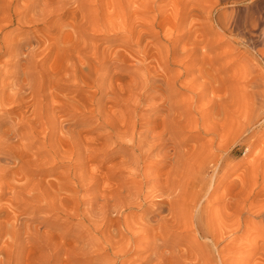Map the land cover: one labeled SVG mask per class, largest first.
<instances>
[{
	"label": "rangeland",
	"instance_id": "1",
	"mask_svg": "<svg viewBox=\"0 0 264 264\" xmlns=\"http://www.w3.org/2000/svg\"><path fill=\"white\" fill-rule=\"evenodd\" d=\"M248 6H251L252 14L259 15L258 12L264 11V0L254 3L253 0H0V47L9 50L7 54L0 52V77L6 79L3 83L0 81V98L5 84H15L13 76H7L8 71H13L12 65L18 62V71L22 74L26 55L35 51L44 73L48 66L54 67L52 87L54 128L57 129L55 132L47 129L44 134L43 128L47 125L38 126L39 122H46L44 116L51 103L46 98L50 84L42 77V81H38L43 88L35 100L25 86L23 96L32 106L21 111H11L12 116L25 112L30 119H34L39 133L36 137L29 132L15 135L10 141L13 152L4 163L14 168L23 165L27 157H21L19 153L23 144L30 140H38L31 149L32 153L50 148L65 154L77 152L80 148L82 157L89 160L81 182L72 178L69 184H64L62 178L71 170H68V166L62 167L60 173L45 177L52 182L51 185H45L52 196L43 197L40 192L22 203V208L28 207L24 219L27 226L40 225L38 244L28 240L24 242L26 261L32 256L30 252L33 251L36 256L37 250L41 248L46 251H39L38 254L45 258L50 253L47 246L55 244L54 241L50 242L54 234L70 238L72 234L84 232V226L72 228L74 214L79 208L77 204L82 199H98L102 201L101 206L104 197L111 198L110 192L121 179V172L116 173L115 166L123 156L117 152L121 150L123 155L131 154L128 147L131 137L139 138L149 125L161 126L168 121V117L178 116L176 114L185 120L180 109H177L176 114L169 115L168 106L170 100L176 106H184L180 93H187L185 85L195 77L192 74L188 77L183 75L186 68L196 70L199 77L196 86L201 91L208 90L203 93L207 99L202 102V109H207L208 114L202 111L205 121L199 117V123L202 129H210L206 139L193 141L186 147L192 148L214 138L212 130L218 136L214 151H201L195 157L194 164L187 167L195 165L200 168L189 170L186 167L184 175L178 177L183 185L175 188L173 193L177 197V194H181L184 201L189 202L197 192L193 187L195 175L199 173L201 180L210 181L213 164H208L207 160L210 157L220 159L221 171L216 177L219 187L211 194L213 196L208 202L203 201L208 208L205 219L210 220L213 228L220 233L230 232V237L220 239V246H229L231 260L247 258L253 253L255 245L252 242L263 232L264 217L257 213L264 205V166L256 177L250 165L264 149V129L258 131L261 140L253 147L248 136L241 130L245 114L242 113V107L226 102L232 96L231 77L234 70L230 68L231 59L221 53L223 48L219 51L209 48L219 40L217 44L228 50L224 41L226 37L218 27L219 18L237 20L244 24ZM209 7L215 9L208 13ZM49 52L51 54L47 57ZM215 58L222 59L212 69L208 68L206 62L213 63ZM5 62H8V67H1ZM221 72L224 73L216 77ZM212 77L216 78L213 80ZM174 80H177V84L171 98L169 89ZM19 83L25 84L21 80ZM11 86L6 89L7 98L15 92ZM246 89L250 90L249 87ZM210 99L212 102H209ZM20 100L18 96L16 102ZM3 109L0 106V112ZM34 114L40 116L35 117ZM134 120H142L144 124L138 126L136 132L131 129L121 130ZM7 129L3 127V130ZM67 133L74 137L82 135L87 145L82 147L79 144L78 147L74 143L61 146L60 138L64 139ZM188 135V132H181L176 138H171L169 134L162 137L163 140L152 151V167L162 172L165 161L163 157L167 156L170 149L169 144L165 146L164 142H169V138L171 141L183 140ZM26 169L34 171L28 167ZM79 173L83 174L77 170L76 174ZM94 176L96 179L91 178ZM36 178L40 177L34 173L33 179ZM149 180L153 181V177L150 176ZM81 183L89 189L78 192ZM165 184L164 180L160 182L162 186ZM165 187V190L155 193V200L169 196L171 191L167 185ZM130 198L133 201L141 199ZM3 202L5 200L0 203ZM54 206L61 211L54 210ZM80 207V213L84 209L85 213L88 212L87 206ZM31 212L35 213L34 219H30ZM143 214L144 209L135 210L132 217L128 218L129 222L134 224ZM239 225L242 227L238 230ZM118 231L119 228L114 227L112 232H108L111 236H117ZM92 232L87 231L85 234ZM235 235L237 238H234ZM258 240L264 239L258 237ZM1 241L5 243L11 241V238L4 236ZM70 241L65 239L64 243ZM79 244L80 247L84 246L82 242ZM187 246H190L189 242L184 247ZM167 250L170 249H162ZM67 256L62 252L55 253L49 261L46 258L37 264H65ZM2 258L4 254H0ZM79 258L81 262L71 264H96L91 255H81ZM254 262L261 264L258 260ZM31 264L35 263L31 261Z\"/></svg>",
	"mask_w": 264,
	"mask_h": 264
},
{
	"label": "bare ground",
	"instance_id": "2",
	"mask_svg": "<svg viewBox=\"0 0 264 264\" xmlns=\"http://www.w3.org/2000/svg\"><path fill=\"white\" fill-rule=\"evenodd\" d=\"M257 1L259 0H253V3ZM208 9V13H210L215 8L209 7ZM246 9L247 19L244 24L238 23L237 20L228 21L222 17L219 18L218 27L226 37L224 41L228 50L217 44L219 40L214 45H210L209 48L212 51H219L220 48H223L221 53L225 54V58L231 59L230 68L234 70L231 77L232 96H229L226 102L236 103L242 107V113L245 114L241 123V130L248 136V140L254 147L261 140L258 131L264 129V11L255 15L250 12L251 6ZM50 48L52 49V47ZM2 51L7 54L9 50L6 51V48L0 47V52ZM19 51L20 45L17 47V55H19ZM50 54L51 52L47 54V57ZM221 59L215 58L212 60L213 63L207 61V67L212 69ZM8 65V62H5L1 67L7 68ZM24 65L25 69L22 74L18 71V62L12 65L13 71H8L7 76H13L15 84L12 83V86L5 84L0 98V106L4 108L0 112V202L5 200V202L0 203V254H4V258L0 259V264H20V262L21 264H31V261L35 264L37 262L42 263L46 258L49 261L52 255L59 252L68 255L65 264L81 262L79 258L81 255H91L96 264H260L254 262L255 260L264 264V240H258V237L264 239V221L262 222V234L256 236L252 242L255 245L253 253L247 258L231 260L228 252L229 246H220V239L230 237V232L220 233L213 228V223L210 220L205 219V212L208 208L203 201L208 202V199L213 196L211 194L219 187L216 177L221 171L220 159L210 157L207 160L208 164H213V175L210 181L201 180L199 173L195 175L196 182L193 183V187L197 192L189 202L184 201L185 199L181 194H177L179 198L174 194L176 189L183 185L178 177L184 175L189 164H194L195 157L201 151H214L218 136L212 130L214 138L206 140L200 145H194L192 148L186 147L193 141L198 142L201 139H206V135L210 134V129H202L199 123V117L205 121L202 111L208 114L207 109H202V102L207 99L206 94L203 93H207L208 90L201 91L200 87L196 86L199 81L196 70L188 68L185 69L183 75L188 77L192 74L195 77L185 85L187 93H180L185 108L174 105L171 100L168 106L169 115L176 114L177 109H180L185 120H181L179 114H176L178 116L168 117V121L161 126L151 127L149 125L139 138L131 137L129 144L122 141L123 144H128L131 154L124 153L123 155L121 150L117 152L118 155L123 156L122 160L115 166L116 173L121 172V179L119 184L110 192L112 193L111 198L104 197V203L101 206L102 201L98 199L91 201L82 199L77 204L79 208L74 214L75 220L72 221V228L79 229L84 226L86 227L84 232L72 234L70 238L60 236L58 233L54 234L50 242L54 241L55 244L47 246L50 253L45 258H41L38 254L39 251L42 253L46 251L45 248H41L37 250L36 256L31 250L32 256H29L26 261L24 242L28 240L33 244H38L40 225L27 226L24 219L28 207L22 208V203L40 192H42L43 197L52 196L51 191L45 187V185H51L52 182L45 177L60 173L62 167L68 166V170H71V173L62 178L64 184H69V180L72 178L81 182L89 160L82 157L80 148L77 152L65 154H62L60 150L50 148L32 153L31 149L38 140H30L23 144L19 156H26L23 165L34 171L26 169L23 165L14 168L4 163L6 159H10L9 156L13 152V145L10 141L15 135L29 132L36 137L39 133L34 119H30L25 112L12 116L11 111H21L23 108L32 106L31 102L23 96L25 86H27L32 99L35 100L43 88L38 81H42V77L45 82L50 84L47 88L49 92L46 98L51 103L44 116L46 122L41 121L38 126L47 125L43 128L44 134L47 129L52 132L57 130L54 128L55 110L52 87L54 84V67L48 66L44 73L35 51L26 55ZM200 70L201 68H199ZM222 73L224 72L217 74L216 77ZM216 77H212L213 80ZM5 80V78L0 77L1 83ZM19 80L25 84H20ZM176 84L177 80H174L173 86L169 89L171 98L174 96L173 88ZM10 86L15 92L12 97L7 98L5 92ZM246 87H249L250 90H247ZM189 93L193 95H189ZM18 96L21 97L19 103L16 102ZM209 102H212V99ZM31 116L33 117V115ZM34 116L39 117L40 115L34 114ZM143 124L142 120L139 122L134 120L131 124L123 126L121 130L128 131L131 129L136 132L138 126ZM3 127H8V129L3 130ZM181 132L189 133L186 139L171 141L169 138V142L163 143L165 146L169 144L170 149L166 153L167 156L163 157L165 161L162 172L156 171L152 167L153 149L160 144L165 135L169 134L171 138L174 136L176 138ZM76 136L67 133L64 139L60 138L61 146L74 143L78 147L79 144L82 147L87 145L82 135ZM43 146L45 145L43 144ZM124 149L125 147L122 148V150ZM250 166L252 173L258 177L260 168L264 166V149L258 157L253 159ZM187 168L193 170L200 168V166L192 165ZM77 170L83 174H76ZM34 173H37L40 178L33 179ZM150 176L153 177V181L149 180ZM91 178L96 179L95 176ZM22 180L25 181L21 182ZM162 180L165 181V186L169 187L171 193L167 197L155 200L154 197L157 196L155 193L166 189L165 186L160 185ZM86 188L81 183L78 192ZM130 197L141 199L133 201ZM81 205L87 206L88 212L85 213L84 209V212L80 213ZM98 206H100L99 209L95 211ZM137 209H144V214L139 217L140 220L132 224L128 218L132 217ZM54 210H60V208L54 206ZM257 214L264 217V205ZM34 217L35 213L31 212L30 219H34ZM114 227L119 228L117 236H113V234L111 236L108 232H112ZM241 227L239 225L238 230ZM87 231L93 232L86 235ZM4 236L10 237L11 241L2 242L1 239ZM234 238H237V235ZM65 239L71 241L66 244L64 243ZM58 240L61 241L58 242ZM130 241L133 242L129 245ZM81 242L83 247H80L79 243ZM187 242L190 243V246L184 247ZM103 244L105 245L103 246ZM164 248L170 250L162 251ZM130 254L133 256L125 260ZM252 254L254 256L250 258Z\"/></svg>",
	"mask_w": 264,
	"mask_h": 264
}]
</instances>
